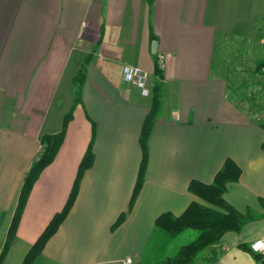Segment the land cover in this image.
I'll use <instances>...</instances> for the list:
<instances>
[{"label":"crops","instance_id":"0c3cea01","mask_svg":"<svg viewBox=\"0 0 264 264\" xmlns=\"http://www.w3.org/2000/svg\"><path fill=\"white\" fill-rule=\"evenodd\" d=\"M259 38L264 0H0V253L41 138L62 131L74 104L73 80L90 57L82 104L33 185L4 264H23L63 210L91 141L93 166L33 264H145L141 255L161 235L157 218L199 202L190 182L213 183L228 159L241 177L225 199L257 219L223 237L216 264H257L240 245L264 239V102L252 96L264 90V77L258 81L264 70L243 62ZM159 54L166 58L164 102L149 138L144 186L128 212ZM228 60L234 68L223 64ZM126 66L151 74L149 96L125 81ZM246 75L258 84L252 81L245 101L239 88L247 81L239 79Z\"/></svg>","mask_w":264,"mask_h":264},{"label":"trees","instance_id":"16d2710c","mask_svg":"<svg viewBox=\"0 0 264 264\" xmlns=\"http://www.w3.org/2000/svg\"><path fill=\"white\" fill-rule=\"evenodd\" d=\"M89 62L90 57H87L82 69L73 80L74 104L71 111L64 117L62 131L54 135H44L41 138L42 152L25 177L17 207L3 249L0 253V264L5 263L9 254L33 185L42 171L54 161L59 149L65 141L68 126L73 119L74 110L77 106L82 104L83 86L86 80V70ZM256 66L258 71L264 70V60L258 61ZM155 75L157 76V80L153 87L151 108L145 119L140 135L142 161L128 212L133 209L144 186L148 162L149 138L164 102V86L162 83L163 74L159 69L157 61ZM262 125L264 128V123H262ZM93 145L94 143L91 141L81 161L77 178L65 207L60 213L53 217L43 234L27 253L23 264L34 263L37 257L45 249L48 241L56 234L67 218L79 194L83 176L85 172L93 166L95 159ZM240 177L241 169L233 160L228 159L217 173L213 183L206 184L198 180L190 182L189 191L197 196L201 202L190 204L179 216H174L172 213L162 214L155 222V230L156 234L164 233L166 238H168L167 240H174L187 230H195L198 232V235L194 241L182 245L175 255L166 256L156 264H197V261L201 256L203 264H216L218 262V246L222 243L223 237L230 232H240L245 225L257 219L252 210H248L246 213L240 212L225 199L227 187L230 184L238 182ZM262 203L264 207V201H262ZM127 213L122 214L119 217L112 227V230H115L126 220ZM240 248L251 253L257 264H264V256L254 253L251 250L250 245L243 244L240 245Z\"/></svg>","mask_w":264,"mask_h":264},{"label":"rangeland","instance_id":"374dc122","mask_svg":"<svg viewBox=\"0 0 264 264\" xmlns=\"http://www.w3.org/2000/svg\"><path fill=\"white\" fill-rule=\"evenodd\" d=\"M263 38H259L258 39V44H255V42H251L254 44H249L251 46V48L253 49V53L250 54V58L248 60H243L244 65L246 66V68L250 71H255L256 69V64L258 61L260 60H264V39ZM235 44L232 43L228 44L227 47L233 48V45ZM248 47V46H247ZM245 48V47H242ZM249 50V49H248ZM247 51L244 50L242 51V54H246ZM220 61V59L217 61V63ZM224 65H227L228 68H234L233 62L228 60L223 62ZM243 65V64H242ZM262 77L264 76H259V82L260 79H263ZM247 81L246 85L242 84L241 90L239 88V95L245 99H249L251 92H252V81H253V85H254V81L257 83V78L256 77H250L249 75L242 76L240 77L239 81L243 82V81ZM264 88V87H263ZM254 89V87H253ZM262 90V89H261ZM260 91V90H259ZM252 96H254V99L257 98H261L264 102V90L261 92H259V95L257 96V94L253 93ZM256 96V97H255ZM260 103V102H259ZM199 202H201V200L199 199ZM198 235V232L195 230H187L185 232H183L182 234H180L177 238H175L174 240H167L168 238H166L165 234L162 233L160 236H156L155 238H153V241L151 242V245L149 246V248H147V250L141 255L142 259L144 260L145 264H156L159 261H161L164 257L166 256H173L175 255L179 248L182 245L188 244L192 241H194L196 239ZM166 238V241H164V239ZM202 256L198 259L197 264H203L201 261Z\"/></svg>","mask_w":264,"mask_h":264},{"label":"built area","instance_id":"2783aa9c","mask_svg":"<svg viewBox=\"0 0 264 264\" xmlns=\"http://www.w3.org/2000/svg\"><path fill=\"white\" fill-rule=\"evenodd\" d=\"M165 59V55L163 54L157 56V63L162 72L166 68ZM123 76L125 81L138 86L142 90L144 96H149L151 94V87L149 88L147 86L151 78L149 72L139 67L126 66L123 69ZM250 248L254 253L264 256V239L253 241L250 244ZM125 264H131V259H127Z\"/></svg>","mask_w":264,"mask_h":264},{"label":"water","instance_id":"95a60500","mask_svg":"<svg viewBox=\"0 0 264 264\" xmlns=\"http://www.w3.org/2000/svg\"><path fill=\"white\" fill-rule=\"evenodd\" d=\"M156 52H157V46H156V43H154V44L152 45V53H153V54H156Z\"/></svg>","mask_w":264,"mask_h":264}]
</instances>
